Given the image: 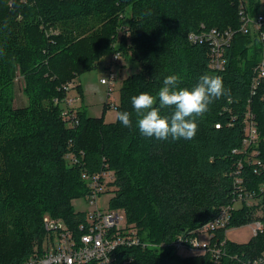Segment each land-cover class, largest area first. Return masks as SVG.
<instances>
[{"label":"trees","instance_id":"16d2710c","mask_svg":"<svg viewBox=\"0 0 264 264\" xmlns=\"http://www.w3.org/2000/svg\"><path fill=\"white\" fill-rule=\"evenodd\" d=\"M240 1L0 0V264L28 260L46 235L45 215L73 226L84 218L74 210L73 200L88 192L81 175L85 168L92 170V162L100 169L104 164L115 169L117 191L111 208L125 210L128 221L155 244L194 233L220 208L232 204L233 172L240 160L245 163L248 189L264 183V172L256 175L245 154L234 153L243 146L244 118L251 108L260 134L255 146L264 161V84L256 95L250 91L262 56L255 34L235 32L227 69L218 75L231 90L232 101L221 97L197 117L194 139L141 135L131 104V97L142 92L156 96L167 75H178L177 88L189 89L202 74L217 75L209 64V42L190 43L188 38L212 28L239 29ZM261 2L248 0L251 14L258 12ZM129 6V26L120 42V15ZM119 51L127 57L132 52V59L141 65L139 72L123 80L117 106L118 112L132 113V128L118 118L107 123L104 115L91 117L84 107L76 114L78 125L66 127L53 109H44L43 102L53 93L66 96L58 84L94 70L101 57ZM17 67L33 92L37 87L35 109L14 106L11 89ZM78 90L83 98L81 85ZM38 110L43 112L39 121ZM173 111L166 107L161 114L171 116ZM43 122L57 128L49 140L39 129ZM71 151H84L85 164L70 165L66 155ZM258 197L259 206L239 205L227 229L251 225L257 217L263 229L246 243L227 238L228 255L218 263L209 255L182 258L172 248L120 251L125 259L133 257V264H238L235 255L255 260L264 254V196ZM225 231H218V238L225 239Z\"/></svg>","mask_w":264,"mask_h":264},{"label":"built area","instance_id":"2783aa9c","mask_svg":"<svg viewBox=\"0 0 264 264\" xmlns=\"http://www.w3.org/2000/svg\"><path fill=\"white\" fill-rule=\"evenodd\" d=\"M261 5L262 7L255 14H251L247 0H241L239 5L241 27L238 31L246 35L255 34L258 37L260 48H262L261 60L255 67L252 76L251 96L256 95L259 88L264 84V3L261 2ZM235 32L236 30L232 29L212 28L207 32L190 35L192 43L209 42V64L217 75H221L227 69V51L233 42ZM121 57V52L113 55L106 67L108 77L101 79L102 84L108 88L107 95L109 98L112 96L116 84H118L119 74L114 69V65L119 62ZM74 87L75 84L69 83L64 87V91L69 92ZM70 100L72 102V99ZM110 100L107 101L108 106L117 109L118 103L115 100ZM67 102L71 103L69 100ZM65 116L75 123L78 122L74 111L66 112ZM244 120L243 146L239 150H234V153H244L246 163L251 165L256 175H260L264 172V161L259 157V154L252 157V151L249 148L259 140L260 136L257 121L251 108L248 109ZM216 127L220 128L221 125L218 124ZM69 153L75 154L67 162L72 166H81L82 157L86 153L82 151L79 155L71 151L67 153V158L72 155ZM244 164V161L240 160L233 172L235 194L232 204L220 208L217 215L209 223L194 233L179 236L168 243L156 244L144 239L139 227L128 221L127 214L123 209L100 208L99 197L105 189V180L111 181L115 177L112 169L104 164L97 174L84 170L82 178L88 185L85 198L91 209L79 212L84 215V218L75 226L68 225L61 218L45 215L46 235L42 243L34 247L31 256L23 264H133L134 258L125 259L121 251L136 247L172 248L182 258L209 255L212 261L218 263L228 255V249H226L227 227L231 222L232 213L240 208L236 205L245 204L250 208L255 205L259 206L261 197H258V194L264 196V183L255 190L247 188L248 181L244 174ZM254 225L253 234L256 235L259 230L263 229V223L257 217ZM220 230H226V238L223 240L217 235ZM233 259L238 264H264V254L255 260H241L238 255H235Z\"/></svg>","mask_w":264,"mask_h":264},{"label":"rangeland","instance_id":"374dc122","mask_svg":"<svg viewBox=\"0 0 264 264\" xmlns=\"http://www.w3.org/2000/svg\"><path fill=\"white\" fill-rule=\"evenodd\" d=\"M117 1L119 3L121 2V0H117ZM247 3H248V0H247ZM240 4H241V1H240L239 5ZM127 9H128L127 12H125V13L123 12L120 15V19L121 18L123 19V20H121L122 21L121 28L118 30V36H119L118 40L120 42H121V35H123L122 34L123 31H125L129 26L127 24V21L129 19V17L131 16L132 9L130 8V6L127 7ZM235 30L237 32L239 29H235ZM188 39L191 43L190 36ZM118 45H119V42H117L114 45V47H118ZM116 53H118V52H115L114 54H116ZM121 53H122L121 59L119 60V62L117 64L114 65V69L119 74L118 84H116V87L113 89V93L111 94L112 96L110 98L107 95L108 94V88H107V86L102 84L101 79L108 77L106 67H107L108 63H110L111 58L113 57L114 54H112L111 56H108V57H101V59L99 60L101 62L98 64V66L96 68H94V70L89 71V72H85V73L81 74L79 77L70 78L69 80H67L66 82H64L62 84L61 83L58 84L57 89L61 87V89L63 88V91H64V87L69 83L75 84V87L71 91L67 92L65 97H60L56 93H53L49 100L43 102V105L45 107L44 109L46 111H52V109H53V111H55L54 114L57 117H59L62 121H64L66 127L68 125L71 127H75L79 123V122L75 123L72 120H69L68 118H66V116H65L66 112L74 111V112H76V114H78L79 110H81L82 107H84L88 111V115L91 117H94V118L95 117H102L104 115L105 121L107 123L114 122L117 119L118 110L115 108H110V106H108L109 109H107V111H105L104 106L107 104V101L109 102L110 99L115 100L118 103L120 100V95H119L120 89H121L123 82H124L123 80L126 79L128 76H130L134 73H137L141 70L140 63L138 61H135L132 59V52L128 51V53H129L128 57L124 54V52H121ZM12 84L13 85H12V89H11V97L13 98L14 106L18 107V108H22V109H24V108L25 109H27V108L31 109V107L33 106V109H35L36 99L34 98V95H35L34 93L37 90V87H36L35 91L33 92V90L31 89V85L27 83V81L25 80V77H24V73L22 74L21 69H19V67H17V70L14 74V79H13ZM80 85L83 88V96H84L83 98L79 95L78 87ZM70 99H72V102ZM67 100H69L71 103L67 102ZM37 112H38L37 113V121H39L41 118L39 115L42 114L43 112L40 110H38ZM42 126L44 128H39V129H40V131L41 130L46 131V133L43 135V137L47 140L51 139L53 137V134H55L57 132V128L55 126H50V125L46 126L45 122H43ZM259 140H260V136H259ZM259 140H257V142L255 141L256 143L249 147L250 149L253 148L252 157L257 156L260 153V151L258 149V145L255 146L256 144H259V142H260ZM69 154H72V155H70L68 158L66 156L67 160L74 157L73 155L75 153L74 154L69 153ZM78 154L80 155V153H78ZM82 158H83V160L86 159V154ZM80 159H81V156H80ZM106 159L107 158H104V161H106ZM89 163H91V162H89ZM82 164L84 165L85 161L81 162L80 165H82ZM95 165L96 164H94V162H92V165H91L92 170H89L88 168H85L84 170L88 171L92 174H97L101 169H100V167L97 168ZM84 170L82 171V174H83ZM112 171L114 172L115 177H114V179H111V181H109L107 179L105 180V183H104L105 189L102 191V193L100 194V197H99V205H100V208H102V209L111 207L112 199H113V197H115V192L117 191V187L114 185L117 175H116L115 169H112ZM82 180H84V179L82 178ZM236 206L240 207L239 204H237ZM73 207H74V210H76L77 212H84V211H88L91 209L87 203L85 195L83 198L74 199L73 200ZM254 226L255 225L253 223L251 225H243V226L238 227V228H230L227 231L228 239L231 240L232 242H235L238 244L246 243V242L250 241L255 236L253 234ZM203 237H206V236H203ZM37 244H40V243H37Z\"/></svg>","mask_w":264,"mask_h":264},{"label":"clouds","instance_id":"9594fccd","mask_svg":"<svg viewBox=\"0 0 264 264\" xmlns=\"http://www.w3.org/2000/svg\"><path fill=\"white\" fill-rule=\"evenodd\" d=\"M179 76L167 75L156 96L148 92L131 97V104L137 116V127L141 135L159 140H192L198 131L197 117H203L209 106L221 97L232 101L231 90L225 89L222 77L202 74L191 89L177 88ZM157 98L159 106L157 104ZM174 108L171 116L161 114V109ZM119 122L132 128V113H117Z\"/></svg>","mask_w":264,"mask_h":264}]
</instances>
